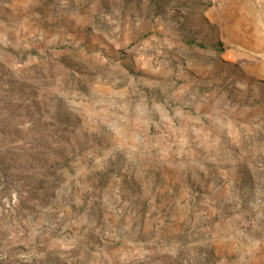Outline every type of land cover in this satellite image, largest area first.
<instances>
[{
    "label": "rangeland",
    "instance_id": "rangeland-1",
    "mask_svg": "<svg viewBox=\"0 0 264 264\" xmlns=\"http://www.w3.org/2000/svg\"><path fill=\"white\" fill-rule=\"evenodd\" d=\"M254 30L264 0H0V264H264V65L209 45Z\"/></svg>",
    "mask_w": 264,
    "mask_h": 264
},
{
    "label": "crops",
    "instance_id": "crops-1",
    "mask_svg": "<svg viewBox=\"0 0 264 264\" xmlns=\"http://www.w3.org/2000/svg\"><path fill=\"white\" fill-rule=\"evenodd\" d=\"M251 35H253L254 39L251 38V40H244V39H234L232 41H221L219 42H213L210 45V49H218L221 46H229V51L233 52L234 57H243L245 56L246 59H250V56H255V59L258 62H261L264 65V33H260L259 30H254L251 32ZM223 43V44H222ZM233 48V49H232ZM241 52H244L246 54H242ZM182 120H180L181 122ZM179 122V123H180ZM173 126L175 125L174 123H171ZM181 124L186 125L185 120L181 122ZM175 127V126H174ZM173 128V127H172ZM175 130L177 131L176 127L173 128V131L175 133ZM190 130H192L191 127H189V133ZM173 133V134H174ZM210 137L209 136H203V138H195L194 135L188 136L186 133H184V136L181 137V147H176L177 153L182 152L184 149L186 150L185 152H193L192 148H197V149H202L203 151H210L211 149L208 148L209 142H210ZM196 139H199L195 141ZM199 141V142H198ZM196 142V143H195ZM207 145H206V144ZM196 144V146H194ZM206 145V147H205ZM188 146V147H186ZM179 148V149H178ZM183 148V149H182ZM180 150V151H178Z\"/></svg>",
    "mask_w": 264,
    "mask_h": 264
}]
</instances>
